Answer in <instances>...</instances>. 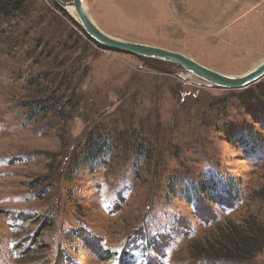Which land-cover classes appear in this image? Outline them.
Returning <instances> with one entry per match:
<instances>
[{"label": "rangeland", "instance_id": "obj_1", "mask_svg": "<svg viewBox=\"0 0 264 264\" xmlns=\"http://www.w3.org/2000/svg\"><path fill=\"white\" fill-rule=\"evenodd\" d=\"M57 5L29 0L0 21V264H210L190 248L219 226L264 227V77L210 87L178 64L100 47L74 10ZM85 5L114 37L186 53L224 74L264 59V0ZM53 91L67 101L66 117L55 109L29 121L32 101ZM98 128L115 140L107 162L70 170ZM243 132L251 149L236 139ZM142 143L150 156L133 152ZM212 175L220 205L189 204L185 186L174 185ZM229 178L236 189L226 192ZM252 260L264 264V252Z\"/></svg>", "mask_w": 264, "mask_h": 264}, {"label": "trees", "instance_id": "obj_2", "mask_svg": "<svg viewBox=\"0 0 264 264\" xmlns=\"http://www.w3.org/2000/svg\"><path fill=\"white\" fill-rule=\"evenodd\" d=\"M29 0H0V21L9 20L22 13L27 6ZM58 8L65 14V10L57 5ZM84 31V30H83ZM90 40H94L89 37ZM95 42V41H94ZM99 44L100 47L104 45ZM146 58V57H144ZM162 63H173L169 61L158 60L155 58H147ZM174 64V63H173ZM176 64V63H175ZM52 86H56L55 81L51 83ZM56 91L51 92L44 98H36L32 101V109L28 114L29 121H34L38 118L39 114L47 116L52 110L57 109L56 117L65 118L64 108L66 102H57L58 98L54 95ZM61 96V95H60ZM59 96V97H60ZM62 97V96H61ZM62 101L64 99L62 98ZM72 104V101L70 102ZM112 130L106 128H98L90 133V138L86 143V146L74 156V163L70 170L76 172L80 168V163L85 161L87 164L92 163L95 166L97 163L107 162L111 153L112 142L115 140L110 135ZM110 136V137H109ZM236 139L240 141L245 149H251L253 146L251 137L245 135V132L241 135H236ZM143 144V143H142ZM150 144L137 145L134 148V153L141 156H150ZM201 181H191L187 184L180 180L174 185L185 186L186 202L193 204L196 202L195 197L206 198L211 204L220 205L224 203L221 200L220 180H216L215 175ZM175 180H179L176 179ZM232 179L225 181V191L230 192L236 189L233 185ZM173 185V188L175 186ZM223 191V192H225ZM230 223V224H229ZM225 222L217 229L214 239H206L199 241L200 243L194 244L190 248L192 258L195 260L209 261L210 264L215 263H233V264H248L252 262L253 255L256 253L264 252V227L256 225L251 220H242L239 224L235 222ZM195 243V242H193ZM192 243V244H193ZM201 244V245H200ZM195 245H200L195 246ZM125 261V260H124ZM125 264H131L125 262Z\"/></svg>", "mask_w": 264, "mask_h": 264}, {"label": "water", "instance_id": "obj_3", "mask_svg": "<svg viewBox=\"0 0 264 264\" xmlns=\"http://www.w3.org/2000/svg\"><path fill=\"white\" fill-rule=\"evenodd\" d=\"M56 2L67 11H70L69 9L73 7L84 31L89 37L98 43L116 51L176 63L182 66L187 74L207 81L210 87L219 86L239 89L249 86L264 77V59L242 75L236 76L224 74L199 63L186 53L165 49L160 46L139 41L120 39L106 33L92 19L86 6L84 7L83 5V0H56Z\"/></svg>", "mask_w": 264, "mask_h": 264}, {"label": "bare ground", "instance_id": "obj_4", "mask_svg": "<svg viewBox=\"0 0 264 264\" xmlns=\"http://www.w3.org/2000/svg\"><path fill=\"white\" fill-rule=\"evenodd\" d=\"M83 5H84V7L86 6V5H85V0H83ZM70 9L74 10V13H75V15L77 16V18H78V20H79V17H78V15H77L75 9H74L73 7L70 8ZM80 23H81V22H80ZM256 65H257V64H256ZM256 65H255V66H256ZM253 67H254V66H253ZM188 76H191V75L188 74Z\"/></svg>", "mask_w": 264, "mask_h": 264}]
</instances>
